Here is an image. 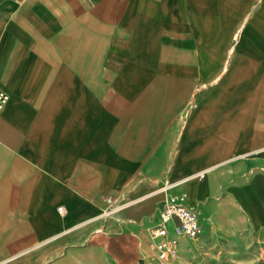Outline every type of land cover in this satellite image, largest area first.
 I'll return each instance as SVG.
<instances>
[{
  "label": "crops",
  "instance_id": "crops-1",
  "mask_svg": "<svg viewBox=\"0 0 264 264\" xmlns=\"http://www.w3.org/2000/svg\"><path fill=\"white\" fill-rule=\"evenodd\" d=\"M0 89V264L264 258V0H0Z\"/></svg>",
  "mask_w": 264,
  "mask_h": 264
},
{
  "label": "built area",
  "instance_id": "built-area-1",
  "mask_svg": "<svg viewBox=\"0 0 264 264\" xmlns=\"http://www.w3.org/2000/svg\"><path fill=\"white\" fill-rule=\"evenodd\" d=\"M10 96L4 90L0 89V116L9 103ZM201 178L203 175L201 174ZM63 211V210H61ZM161 218L164 222H177V231L180 236H187L190 238H196L200 233V224L197 213L190 209L183 203V199L179 198L175 202L167 205L164 211L161 213ZM167 231L164 226L157 227L154 230V235L158 238L164 237ZM173 244H167L166 242H160L157 244V251L159 257L162 260H166L170 257Z\"/></svg>",
  "mask_w": 264,
  "mask_h": 264
},
{
  "label": "rangeland",
  "instance_id": "rangeland-1",
  "mask_svg": "<svg viewBox=\"0 0 264 264\" xmlns=\"http://www.w3.org/2000/svg\"><path fill=\"white\" fill-rule=\"evenodd\" d=\"M164 261H168V259H166ZM252 264H264V258L255 259V261Z\"/></svg>",
  "mask_w": 264,
  "mask_h": 264
}]
</instances>
